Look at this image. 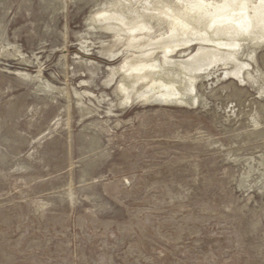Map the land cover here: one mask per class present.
I'll list each match as a JSON object with an SVG mask.
<instances>
[{"label":"rangeland","instance_id":"obj_1","mask_svg":"<svg viewBox=\"0 0 264 264\" xmlns=\"http://www.w3.org/2000/svg\"><path fill=\"white\" fill-rule=\"evenodd\" d=\"M106 1L0 0V264H264V95L218 64L206 105L122 104Z\"/></svg>","mask_w":264,"mask_h":264},{"label":"bare ground","instance_id":"obj_2","mask_svg":"<svg viewBox=\"0 0 264 264\" xmlns=\"http://www.w3.org/2000/svg\"><path fill=\"white\" fill-rule=\"evenodd\" d=\"M98 9L89 23L111 33L112 40L101 42L106 56L114 60L124 50L136 52L123 68L111 67L113 78L121 75L117 93L122 104L206 105L196 83L209 78V69L218 64L231 65L225 76L251 79L264 95V72L256 69L257 77L249 72V61L264 46V0H177L172 5L166 0H108ZM192 41L200 43L193 55L173 58ZM158 51L163 62L156 58ZM258 163L262 168L256 170L264 176V154Z\"/></svg>","mask_w":264,"mask_h":264}]
</instances>
